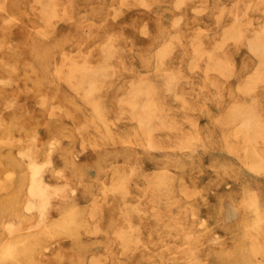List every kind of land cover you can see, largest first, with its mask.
Instances as JSON below:
<instances>
[{
    "label": "rangeland",
    "instance_id": "1",
    "mask_svg": "<svg viewBox=\"0 0 264 264\" xmlns=\"http://www.w3.org/2000/svg\"><path fill=\"white\" fill-rule=\"evenodd\" d=\"M139 1L0 0V264H264V0Z\"/></svg>",
    "mask_w": 264,
    "mask_h": 264
},
{
    "label": "bare ground",
    "instance_id": "2",
    "mask_svg": "<svg viewBox=\"0 0 264 264\" xmlns=\"http://www.w3.org/2000/svg\"><path fill=\"white\" fill-rule=\"evenodd\" d=\"M54 1H55V0H53V4H55ZM140 1H142V0H140ZM140 1H139V2H140ZM178 1H179V0H178ZM183 1H184V0H183ZM34 2H35V1H34ZM151 2H152V1H151ZM174 2H175V0H174ZM3 3H4V2H3ZM142 3L144 4V1H142ZM175 3H176V2H175ZM39 4H41V1H40ZM46 4H47V3H46ZM46 4H45V5H46ZM53 4H52V5H53ZM178 4H181V3H178ZM32 6H33V5H32ZM43 6H44V4H43ZM43 6H42V7H43ZM113 6H114V5H113ZM144 6H146V2H145V5H144ZM249 6H250V5H249ZM28 7H31V6H28ZM33 7H34V6H33ZM44 7H45V6H44ZM53 7H54V6H53ZM146 7H147V6H146ZM47 8H48V7H47ZM114 8H116V7H114ZM178 8H179V6H178ZM194 8H195V7H194ZM247 8H248V6H247ZM36 9H39V8H36ZM40 9H41V8H40ZM40 9H39V12H40ZM42 9H43V8H42ZM42 9H41V10H42ZM49 9H50V8H49ZM51 10H52V9H51ZM65 10H66V9H65ZM3 11H4V10H3ZM43 11H44V10H43ZM43 11H42V12H43ZM54 11H55V9H54ZM54 11H53V12H54ZM114 11H115V10H114ZM119 11H120V10H119ZM119 11H118V12H119ZM45 13H46V12L44 11V14H45ZM114 13H115V12H113V14H114ZM42 14H43V13H42ZM44 14H43V15H44ZM116 14H117V13H116ZM47 15H48V13L45 14L46 17H47ZM117 15H118V14H117ZM241 15H242V14H240V16H241ZM54 16H55V15H54ZM240 16H239V17H240ZM41 17H42V16H41ZM43 17H44V16H43ZM48 17H49V16H48ZM50 17H51V14H50ZM114 17H115V16H114ZM114 17H113V18H114ZM176 17H178V15H177ZM239 17H238V18H239ZM241 17H243V16H241ZM46 19H48V18H46ZM46 19H45V20H46ZM42 20L44 21V19H42ZM49 20H50V19H49ZM49 20H47V21H49ZM172 20H173V19H172ZM175 20H176V19H175ZM178 20H181V19H178ZM43 21H42V22H43ZM47 21H46V22H47ZM43 23H44V22H43ZM178 23H179V22H178ZM49 24H50V23H49ZM52 24H53V23H52ZM45 25H46V24H45ZM145 25H146V24H145ZM145 25H142V26L145 27ZM232 25H233V24H231V26H232ZM50 26H53V25H50ZM146 26H147V25H146ZM231 26H229V28H230ZM237 26H238V25H237ZM42 27H43V26H42ZM225 27H226V26H225ZM239 27H240V26H239ZM223 28H224V26H223ZM231 28H232V27H231ZM224 29H225V28H224ZM238 29H239V28H238ZM261 29H263V30H262V32H263V31H264V28H261ZM143 30H144V29H143ZM236 30H237V29H236ZM259 30H260V29H259ZM226 31H229V29L226 30ZM226 31H224V32H226ZM230 31H231V30H230ZM140 32H141V31H140ZM239 32H240V35H241V34H242V31H241V30L238 31L236 34H238ZM262 32H261V31L258 32V33L256 32V34L258 35L259 33H261V35H262V34H263ZM222 33H223V32H222ZM227 33H228V37H227V39H228V38L231 39V36H232L233 34L231 33L232 35L229 37L230 34H229V32H226V35H227ZM49 34H50V33H49ZM175 34H177V32H176V33H173L174 37H175ZM254 34H255V32H254ZM256 34H255V35H256ZM234 35H235V34H234ZM257 35H256V36H257ZM224 36H225V33H224ZM236 36H237V35H236ZM221 37H223V34L221 35ZM225 37H226V36H225ZM225 37H224V38H225ZM237 37H238V36H237ZM240 37H241V36H240ZM246 37H247V36H246ZM252 37L255 38L254 35H253ZM259 37L262 38V36L259 35V36L256 37V38H257V45H258L259 42L261 43V41H259V40H260ZM170 38H171V37H170ZM172 38H173V37H172ZM176 38H177V37H176ZM235 38H236V37L234 36V40L237 39V38H236V39H235ZM253 38H252V39H253ZM258 38H259V39H258ZM110 39H111V36H110ZM114 39H115V38H114ZM177 39H178V38H177ZM227 39L225 38V40H227ZM230 39H229V40H230ZM239 39H240V38H239ZM250 39H251V38H250ZM225 40H223V42H224ZM232 40H233V39H232ZM237 40H238V39H237ZM255 40H256V39H255ZM261 40H263V39H261ZM216 41H217V40H216ZM218 41H219V40H218ZM247 41H248V43H249L250 40H248V38H247ZM253 41H254V39H253ZM258 41H259V42H258ZM263 41H264V40H263ZM107 42H110V41H107ZM221 42H222V40H221ZM223 42H222V43H223ZM255 42H256V41H255ZM255 42L253 43L252 46H251L252 41H251V43L248 44V45L251 46V48H252L253 46H254L253 48H255V47H257V45H256ZM197 43H199V42H197ZM201 43H202V41H201ZM224 43H225V42H224ZM263 43H264V42H263ZM108 44H110V43H108ZM108 44H106L105 47H106ZM193 44H194V42H193ZM218 44H220V42L217 43V46H218ZM254 44H255V45H254ZM261 44H262V43H261ZM82 45H83V44H82ZM221 45H224V44H221ZM263 45H264V44H263ZM110 46H112V44H110ZM200 46H201V45H200ZM214 46H215V45H214ZM214 46H213V47H214ZM219 46H220V45H219ZM258 46H259V45H258ZM261 46H262V45H261ZM261 46H260V47H261ZM107 47L109 48V46H107ZM112 47H113V46H112ZM194 47H195V46H194ZM110 48H111V47H110ZM215 48H217V47H215ZM219 48H220V47H219ZM249 48H250V47H248V49H249ZM251 48H250V49H251ZM253 48H252V49H253ZM257 48H258V49H257ZM257 48H255V51H256V52H253L254 49H253V50L251 49V50H252V53H255V54H256V53H258L257 50H258V51H259V50H260V51L264 50V48H260V49H259V47H257ZM102 49H103V48H102ZM112 49H113V48H112ZM211 49H212V48H211ZM213 49H214V48H213ZM213 49H212V50H213ZM220 49H221V48H220ZM251 50H250V51H251ZM63 51H64V50H63ZM196 51H197V50H196ZM204 51H205V50H204ZM213 51H215V50H213ZM77 52H78V51H77ZM106 52H107V51H106ZM262 52H263V51H262ZM262 52H259V54L262 53ZM64 53H65V51H64ZM64 53H63V54H64ZM108 53H110V51H109ZM203 53H204V52H203ZM63 54H61V55H63ZM112 54H113V52H111V55H112ZM262 54H264V52H263ZM200 55H201V54H200ZM200 55H199V56H200ZM208 55H209V54H208ZM204 56H205V55H204ZM213 56H214V55H213ZM258 56H260V55L257 54V57H258ZM85 57H86V56H85ZM105 57H107L106 59L109 60V59H108L109 54H108V56H107V55L104 56V58H105ZM192 57H193V55H192ZM209 58H210V57H209ZM215 58H216V57H215ZM217 58L219 59L220 56L217 57ZM261 58H262V55H261ZM83 59H84V57H83ZM195 59H196V58H195ZM211 59H212V56H211ZM196 60H197V59H196ZM216 60H217V59H216ZM216 60L214 59V61H216ZM257 60H258V59H257ZM75 61H76V60H75ZM75 61H74V62H75ZM205 61H206V60H205ZM207 61H209V60L207 59ZM212 61H213V60H212ZM219 61H221V60L219 59ZM222 61H223V62H221V63H225V60H222ZM258 61H259V60H258ZM25 62H27V61H25ZM74 62H73V63H74ZM193 62H194V60H193ZM259 62H261V60H260ZM27 63H28V62H27ZM81 63H82V62H81ZM81 63H78V64H81ZM87 63H88V62H87ZM101 63H103V62H101ZM101 63H100V64H101ZM104 63H106V61H105ZM216 63H217V62H216ZM221 63H220L219 65H221ZM78 64H76L77 67H78ZM227 64H229V62H227ZM257 64H258V63H257ZM83 65H85V64L83 63L82 66H83ZM89 65H90V64H89ZM106 65L111 66L112 64H111V65H110V64H106ZM106 65H105V67H104V65H103L104 69L107 68ZM214 65H215V63H214ZM214 65L210 64V66H214ZM258 65L260 66V64H258ZM262 65H264V62L262 63ZM72 66H73V65H72ZM82 66H81V67H82ZM85 66H86V65H85ZM231 66H232V65H231ZM256 66H257V65H256ZM81 67H80V68H81ZM86 67H87V66H86ZM92 67H93V66H92ZM100 67L102 68V66H100ZM100 67H99V68H100ZM207 67H208V65H207ZM218 67H220V66H218ZM260 67H261V66H260ZM70 68H71V67H70ZM78 68H79V67H78ZM78 68H77V69H78ZM84 68H85V67H84ZM93 68L96 69L97 67H93ZM93 68H90V70L93 69ZM108 68H109V67H108ZM212 68H213V67H212ZM255 68L257 69L258 66L255 67ZM255 68H254V69H255ZM73 69L76 70V68H74V67H73ZM73 69H72V71H73ZM86 69H88V67H87ZM189 69H190V68H189ZM191 69H192V68H191ZM214 69H215V68H214ZM219 69H220V68H219ZM219 69H218L217 71H219ZM224 69H225V65H224ZM228 69H229V66H228V68L225 69V70L227 71ZM254 69H253V73H254ZM256 69H255V71H256ZM260 69H263V70H264V68H260ZM69 70H70V69L68 68V71H69ZM81 70H82V69H81ZM98 70H99V69H98ZM105 70H107V69H105ZM215 70H216V69H215ZM220 70H221V69H220ZM222 70H223V67H222ZM222 70H221V72H222ZM70 71H71V70H70ZM70 71H69V72H70ZM78 71H80V70L78 69ZM85 71H86V70H85ZM85 71H83V72L80 71V72H81V73H85ZM102 71H104V70L102 69ZM102 71L100 72L101 74H102ZM107 71H108V70H107ZM226 71H224V74H228V73H229V72H228L229 70L227 71L228 73H226ZM80 72H79V74H81ZM86 72H88V71H86ZM89 72H90V71H89ZM89 72H88V73H89ZM104 72H105V71H104ZM110 72H111V71H110ZM110 72H109V73H110ZM257 72H258V70L255 72V75H256ZM260 72H261V71H260ZM260 72L258 73L257 76L264 75V73H261V74H260ZM262 72H263V71H262ZM72 73H73V72H72ZM88 73H86V74H88ZM90 73H91V72H90ZM93 73H95V72L93 71ZM97 73H98V72H97ZM111 73H113V71H112ZM250 73H251V72H249V75H250V76L254 75V74L251 75ZM74 74H75V73H74ZM170 74H171V73H170ZM175 74H176V73H175ZM259 74H260V75H259ZM71 75H73V74H71ZM82 75L84 76L85 74H82ZM82 75H81V77H83ZM93 75H94V74H93ZM95 75L97 76V74H95ZM95 75H94V76H95ZM172 75L174 76V74H171V76H172ZM247 75H248V74H247ZM255 75H254V76H255ZM86 76H87V75H85L84 78H85ZM103 76H104V77H103L102 80L105 79V75H103ZM110 76H111V75H110ZM165 76H168V75H165ZM165 76H164V77H161V78L165 79ZM257 76H255L254 78L256 79ZM88 77H91V76L88 75L87 78L84 79V80H87V81H88V79H89ZM106 77H109V75H108V76L106 75ZM71 78H72V77H71ZM167 78H168V77H167ZM167 78L165 79V81L167 80ZM171 78H172V77H171ZM174 78H175V77H174ZM249 78H250V77H249ZM249 78H247V81L250 82L251 80H250ZM98 79H99V78H98ZM106 79H108V78H106ZM248 79H249V80H248ZM257 79H258V78H257ZM262 79H264V78L262 77ZM82 80H83V79H82ZM84 80H83V81H84ZM89 80L91 81V83H92V81H96V80L93 79V77H92L91 79H89ZM100 80H101V79H100ZM102 80H101V81H102ZM169 80H171V79L169 78ZM169 80H168V81H169ZM172 80H173V78H172ZM83 81H81L80 76H79V80H78L77 82L80 83V82H83ZM90 81H89V82H90ZM132 81H133V80H132ZM147 81H148V80H146L145 82H147ZM258 81H259V79H258ZM258 81H257V82H258ZM85 82H86V81H85ZM170 82H172V81H170ZM211 82H212V81H211ZM216 82H217V81H216ZM244 82H246V81H243V85H244ZM251 82H252V81H251ZM251 82H250V86L253 85ZM255 82H256V80H255ZM72 83H73V82H72ZM93 83L96 84V83H98V82H93ZM93 83H92V84H93ZM99 83H100V81H99ZM101 83H103V81H102ZM134 83H136V82H134ZM142 83H143V86H142L141 84H140V85H141V86L143 87V89H144V85H145V84H144V81H143ZM148 83H150V81H149ZM166 83H168V82H166ZM173 83H174V80H173ZM253 83H254V82H253ZM3 84H4V83H3ZM11 84H12V83H11ZM80 84H84V83H80ZM86 84H87V82L85 83V85H86ZM92 84H90L89 86H91ZM94 84H93V85H94ZM187 84H188V83H187ZM245 84H248V83H245ZM254 84H255V83H254ZM74 85H75V84H74ZM77 85L79 86V84H77ZM93 85H92V88H90L89 86H85V87H89V89H91V90L94 89V90L96 91L97 88H96V89L93 88V87H94ZM99 85H100V84H99ZM130 85H133V86H134L133 83H130ZM140 85H138V84L136 85V84H135V86H137L135 90H138V89H139L138 87H140V89H141V86H140ZM146 85H147V84H146ZM146 85H145V87H146ZM167 85H169V84H167ZM171 85H172V84H171ZM212 85H213V84H212ZM9 86H10V85H9ZM80 86H81V85H80ZM95 86H97V85H95ZM100 86H101V85H100ZM135 86H134V87H135ZM149 86H150V85H149ZM172 86H173V85H172ZM245 86H248V85H245ZM245 86H243V92H245L246 90L249 91V90H250V89H249L250 86H248V88L246 87V89L244 88ZM131 87H132V86H131ZM131 87H130V88H131ZM134 87H132V88L134 89ZM147 87H148V85H147ZM168 87H170V86H168ZM238 87H239V86H238ZM76 88H78V87H76ZM79 88H80V87H79ZM98 88H99V87H98ZM148 88H149V87H148ZM148 88H147V89H148ZM171 88H172V87H171ZM236 88H237V87H236ZM239 88H240V87H239ZM241 88H242V87H241ZM250 88H255V87L253 86V87H250ZM84 89H85V88H84ZM100 89H101V88H100ZM128 89H129V88H128ZM172 89H173V88H172ZM85 90H87V89H85ZM94 90H93V92H94ZM135 90H132V91L134 92V95H136V92H138L139 94H138V93H137V94H138L139 96L142 95V91H145V90H142V91L140 90L141 92H139V90H138V91L135 92ZM150 90H151V88H150ZM150 90H148V92H149ZM169 90H170V89H169ZM88 91H90V90H88ZM97 91H99V89H98ZM128 91H129V90H128ZM86 92H87V91H86ZM86 92H85V94H91V93H90L91 91H90L89 93H86ZM151 92H152V91H151ZM151 92H150V93H151ZM94 93H95V92H94ZM96 93H97V92H96ZM140 93H141V95H140ZM143 93H145V92H143ZM78 94H79V93H78ZM124 94H125V93H124ZM124 94H123V95H124ZM126 94H127V93H126ZM132 94H133V93H131V94H129V95H131V98H134V97H132V96H133ZM249 94H250V93H247V95H249ZM83 95H84V94H83ZM127 95H128V94H127ZM138 95H137L136 98H139ZM144 95H145V94H144ZM148 95H149V94H147V97H145V98L148 99ZM153 95H154V94H153ZM120 96H121V95H120ZM150 96H151V94H150ZM89 97H90V96H89ZM93 97H94V95H92V97H90V98L87 97V99H91V98L93 99ZM128 97H129V96H128ZM141 97H142V96H141ZM175 97H176V96H175ZM177 97H178V96H177ZM136 98H134V99H136ZM145 98L143 99L144 101H145ZM42 99H43V98H42ZM121 99H122V98H121ZM121 99H120V101H121ZM127 99H128V98H127ZM134 99H133V100H134ZM150 99H153V98H150ZM150 99H149V100H150ZM217 99H218V98H217ZM5 100H6V99H5ZM12 100H14V99H12ZM44 100H45V99H44ZM131 100H132V99H131ZM133 100H132V101H133ZM154 100H155V99H154ZM122 101L124 102V99H122ZM122 101H121V103H122ZM140 101L142 102L141 99H140ZM155 101H156V100H155ZM10 102H11V101H10ZM137 102H138V99H137ZM137 102H136V100H135V102H133V103H135V104H132V103H131L132 105L129 104L130 107H131V106L133 107V105H134V107H137V105L139 104V103L137 104ZM146 102H148V103H146ZM119 103H120V102H118V104H119ZM145 103L148 104V105L150 104L149 101H145L144 104H145ZM151 103H152V102H151ZM155 103H156V102H155ZM233 103H234V102H233ZM123 104H124V103H123ZM136 104H137V105H136ZM55 105H56V104H55ZM125 105H126V104H125ZM135 105H136V106H135ZM150 105H151V104H150ZM152 105H153V104H152ZM152 105L150 106V108H151V107L153 108L154 105H153V106H152ZM236 105H237V104H236ZM238 105H239V104H238ZM246 105L249 106L250 103H249V105H248V104H246ZM145 106H147V105H145ZM145 106L142 104V107L140 108V111H141V109H142V112H143V109H145V108H143V107H145ZM234 106H235V105H234ZM57 107H58V106H57ZM100 107H101V106H100ZM155 107L157 108L158 106L155 105ZM155 107H154L153 109H156ZM120 108H121V107H120ZM148 108H149V106H147V109H148ZM228 108H229V107H228ZM228 108H227V109H228ZM235 108H237V109H236L237 112L239 111V109H241V108L238 109V106H236ZM243 108H244V107H243ZM243 108L241 109V113L243 112ZM97 109H98V108H97ZM133 109H134V108H133ZM157 109L160 110V108H157ZM230 109H231V108H230ZM244 109H245V108H244ZM247 109H249V108H247ZM247 109H246V110H247ZM95 110H96V109H95ZM130 110H132V109H129V113H130V112L132 113L133 111H130ZM136 110H137V109L135 108L134 111H136ZM138 110H139V109H138ZM138 110H137V111H138ZM232 110H233V109H232ZM232 110H231V111H232ZM236 110L232 111V112H233L232 114H235L234 112H236ZM246 110H245V112H246L245 114H249V115H250V110H249L248 112H247ZM61 111H62V110H61ZM117 111H118V110H117ZM119 111H120V110H119ZM123 111H124V108H123ZM123 111H121V113H123ZM144 111H145V110H144ZM150 111H152V110L150 109ZM150 111L147 110L146 113H147V112H150ZM237 112H236V114H237ZM251 112H253L252 114L255 113L254 110L252 111V109H251ZM136 113H137V112L132 113V114H133V115H134V114L136 115ZM143 113H144V112H143ZM151 113H152V112H150V114H151ZM230 113H231V112H230ZM243 113H244V112H243ZM243 113H242V114H243ZM138 114L141 115V113H139V112H138ZM144 114H145V113H144ZM150 114H146V116L148 115V117H149V116H152V115H153V114H151V115H150ZM236 114H235V115H236ZM252 114H251L250 117H253ZM255 114H256V113H255ZM255 114H254V116H255ZM119 115H121L120 112H119ZM140 115H136L137 118H138V116L140 117ZM142 115H143V114H142ZM237 115H238V114H237ZM239 115L241 116V114H239ZM243 115H244V114H243ZM146 116H144V117H146ZM154 116H155V114H154ZM154 116H153V117H154ZM157 116H158V115H156V116L153 118V120H155V118H156ZM232 116H233V118H235L234 115H232ZM232 116H231V117H232ZM244 116H245V115H244ZM247 116H248V115H247ZM247 116H245V117L247 118ZM132 117H133V116H132ZM148 117H147L146 119H148ZM158 117H159V116H158ZM172 117H173V116H172ZM238 117H239V116H238ZM241 117H243V116H241ZM241 117H240V118H241ZM159 118H160V117H159ZM216 118H217V117H216ZM246 118H243L242 121H244ZM248 118H249V117H248ZM248 118H247V119H248ZM150 119H152V117H150V118L147 120V122H149V121L151 122ZM218 119H220V118H218ZM237 119H238V118H237ZM257 119H258V118H257ZM138 120H140V119L138 118ZM138 120H137V121H138ZM142 120H143V117H142ZM156 120H157V119H156ZM166 120H167V119H166ZM222 120H223V119H222ZM229 120H230V119H229ZM234 120H236V118H235ZM252 120H253V119H252ZM159 121H160V122H162V121L164 122L165 119L163 120V118H162V120H159ZM257 121H258V120H257ZM167 122H168V121H167ZM167 122H166V123H167ZM143 123L145 124L144 121H143ZM164 123H165V122H164ZM164 123H163V124H164ZM240 123H241V122H240ZM250 123H251V122H250ZM256 123H257V122H256ZM140 124H141V123H140ZM144 124H141V127H142V125H144ZM149 124H151V123H148V125H149ZM146 125H147V124H146ZM146 125H144L143 127H145ZM148 125H147V126H148ZM153 125H154V124H153ZM161 125H162V123H161ZM164 125H165V124H164ZM167 125H168V124H167ZM253 125H254V124H253ZM253 125H251V126H253ZM147 126H146V128H147ZM141 127H140V128H141ZM81 128H82V127H81ZM151 128H152V127H151ZM142 129H143V128H142ZM144 129H145V128H144ZM153 129H154V128H153ZM234 129H235V128H234ZM241 129H242V128H241ZM252 129H254V127H253ZM35 130H36V129H35ZM148 130H149V129H148ZM256 130H257V129H256ZM145 131H146V130H145ZM250 131H251V133H252V130H250ZM34 132H35V131H34ZM34 132H33V133H34ZM253 132H254V131H253ZM255 132H258V131H255ZM253 134H255V133H253ZM257 135H258V134H257ZM255 136H256V135H255ZM54 137H55V136H54ZM258 137H260V136H258ZM12 138H14V137H12ZM250 138H251V137H250ZM252 138H253V137H252ZM3 139H4V138H3ZM15 139H17V138H15ZM18 139H19V138H18ZM54 139H55V138H54ZM57 139H58V138H57ZM57 139H56L55 141H58ZM189 139H190V138H189ZM9 140H10V138L8 139V141H9ZM13 140H14V139H13ZM29 140H30V139H29ZM149 140H150V139H149ZM6 141H7V140H6ZM14 141H15V140H14ZM52 141H53V140H52ZM181 141H182V140H181ZM185 141H187V140H185ZM29 143L31 144V142H29ZM50 143H51V141H50ZM53 143H54V142H53ZM56 143H57V142H56ZM149 143H150V142H149ZM0 145H1V144H0ZM53 145H55V144H53ZM150 145H151V144H150ZM247 145H248V143H247ZM249 145H250V144H249ZM249 145H248V146H249ZM29 146H30V145H29ZM175 146H177V145H175ZM50 147H51V146H49V148H50ZM54 147H55V146H54ZM26 148H27V146H26ZM26 148H25V150H26ZM29 148H30V147H29ZM51 148H53V147H51ZM249 148H250V147H249ZM21 152H22V151H21ZM23 154H24V152H23ZM48 154H49V153H48ZM27 156H28V155H27ZM21 157H22V155H21ZM24 157H25V156H24ZM29 157H30V156H29ZM22 159H23V157H22ZM32 160H33V159H31V161H32ZM26 162H27V161H26ZM26 162H25V163H26ZM30 163H31V162H30ZM38 163H39V162L33 163V164H34V165L32 164L33 167L36 168L35 165H38ZM45 165H46V164H45ZM39 166L44 167L42 164L39 165ZM39 166H38V168H39ZM131 166H132V165H131ZM129 167H130V166H129ZM31 168H32V166H31ZM34 168L31 169L33 173H32V174H29V175H33L32 177L34 178V177H35V176H34V175H35L34 173L38 174V173L41 171L42 173H39V174H41V177H42V174H43L44 172H43L42 170H40L41 167L39 168V171H38V170H35ZM38 168H36V169H38ZM135 168H136V166H135ZM33 169H34V170H33ZM136 170H137V169H136ZM9 171H10V170H9ZM9 171H8V172H9ZM34 171H35V172H34ZM36 171H38V172H36ZM8 172H7V173H8ZM124 172H125V171H124ZM10 173H11V171L9 172V174H10ZM29 173H30V172H29ZM139 174H140V173H139ZM165 175H166V174H165ZM167 176H168V174H167ZM1 177H2V176H1ZM32 177H31V178H32ZM41 177H39V178L43 181L44 179H42L43 177H42V178H41ZM120 177H122V176H120ZM156 177H158V176H156ZM31 178H30V181L33 182L34 179L32 178V179H33V180H32ZM40 179H39V180H40ZM6 180H7V179H6ZM42 181H40V182H42ZM179 181H180V179H179ZM31 182H30V184H31ZM34 182H35V184H33V185L31 184V187H30V185H29V188H28V190H29L28 193H29L31 196H32V195H35L34 193L36 192V191L33 192V194L30 193V192H32V191H30L31 189L34 190V189H33V188L35 187L34 185H36V186H38V187L43 186V185L45 186V183H43V182H46V181H43V182H42L43 185L41 184V185L39 186V185H38V183H39V182H38V177H36V181L34 180ZM34 182H33V183H34ZM126 183H127V182H126ZM4 184H5V182H4ZM47 184H49V182H48ZM229 184H230V183H229ZM1 185H2V184H1ZM49 185H50V184H49ZM51 185L53 186L52 188L55 189L54 185H53V184H51ZM51 185H50V186H51ZM32 186H33V187H32ZM44 186H43V187H44ZM50 186H49V187H50ZM55 186L57 187L56 190L59 191V190H58V186H57V184H56ZM38 187H35L36 190H42V191H38V192H36V194H39L40 192H41V194L44 193V192L46 191V188H47V187H44V188H45V189H44V188H42V187H40V188H38ZM49 187H48V188H49ZM30 188H31V189H30ZM41 188H42V189H41ZM48 188H47V189H48ZM50 188H51V187H50ZM52 188H51V189H52ZM53 189H52V190H53ZM184 189H185V188H184ZM184 189H183V190H184ZM112 190H113V189H112ZM181 191H182V187H181ZM120 192H121V191H120ZM53 193H54V192H53ZM53 193H52V194H53ZM122 193H123V192H122ZM44 194L46 195V194H48V193L45 192ZM44 194H43V195H44ZM50 194H51V193H50ZM52 194H51V195H52ZM54 194H55V193H54ZM74 194H77V193H74ZM39 195H40V194H39ZM46 196H47V195H46ZM46 196H45V197H46ZM48 196H49V195H48ZM48 196H47V197H48ZM41 197H43V196H41ZM50 197H51V196H50ZM121 197H122V196H121ZM122 198H124V197H122ZM31 199H32V197H31ZM31 199H27V202H26V204H25L26 207H30L29 205L27 206V204H28L29 201H30L29 204H32V201H33V200H31ZM34 199H35V202H36V197H35ZM38 199H39V197H38ZM51 199H52V197H51ZM198 199H199V198H198ZM45 200L48 201V198H47V199H44V201H45ZM40 201H41V205H42V204H43V203H42V200L40 199ZM49 201H50V199H49ZM45 203H47V202L45 201ZM48 203H49V205H50V202H48ZM127 203H128V202H127ZM33 204H35V203H33ZM33 204H32V207H33ZM190 204H191V203H190ZM194 205H195V204H194ZM43 206H44V204H43ZM47 206H48V204L45 205V207H47ZM133 206H134V205H133ZM189 206H190V205H189ZM189 206H188V207H189ZM35 207H36V206H34V208H35ZM39 207H40V205H39ZM39 207H38V208H39ZM49 207H50V206H49ZM47 208H48V207H47ZM47 208H46V209H47ZM95 208H96V207H95ZM25 209H26V208H25ZM30 209H32V208L30 207ZM40 209L43 210L44 208L41 207ZM40 209H39V210H36V211H39V212H40L41 217L44 216V217H42V219H43V218H45V215H43V214H46V212H47L48 209L46 210V212L44 211L45 209L43 210L44 212H42ZM188 209H189V208H188ZM91 212H92V211H91ZM123 212H124V211H123ZM127 212H128V211H127ZM138 212H139V211H138ZM191 214H192V213H191ZM125 215H126V214H125ZM195 215L197 216L196 213H195ZM93 216H94V213H93ZM159 217H160V216H159ZM252 217H253V216H252ZM199 218H200V217H199ZM38 219H39V218H38ZM38 219H36V220H38ZM36 220H35V221H36ZM203 220H204V219H203ZM40 221H41V219H40ZM38 222H39V221H36V223H38ZM200 222H201V221H200ZM200 222H199V223H200ZM39 223H40V222H39ZM174 223H175V222H174ZM4 224H5V223H4ZM6 224H8V221H7ZM10 224H11V223H10ZM12 224H13V223H12ZM41 224H42V221H41ZM38 225H39V224H38ZM38 225H35L34 227H36V226H38ZM95 225H97V224H95ZM30 226H31V225H30ZM138 226H139V225H138ZM8 227H9V226H8ZM11 227H12V226H11ZM13 227H14V226H13ZM28 227H29V226H28ZM28 227H26V229H27ZM32 227H33V226H32ZM38 227H39V226H38ZM127 228H128V227H127ZM94 229H95V228H94ZM135 229H136V228H135ZM13 230H14V229H13ZM13 230H12V231H13ZM19 230H20V229H19ZM19 230H18V231H19ZM21 230H23V229H21ZM119 230H120V229H119ZM95 231H96V230H95ZM95 231H94V233H95ZM132 231H134V229H132ZM118 232H119L120 234H122V233H121L122 231H117V233H118ZM134 232H135V231H134ZM9 233H10V232H9ZM9 233H8V234H9ZM31 234H32V233H31ZM115 234H116V233H115ZM128 234H129V233H127V232H126V234H125V232L123 233V235H127V236L129 237ZM134 234H135V233H134ZM39 235H40V234H39ZM49 235H50V234H49ZM117 235L119 236V234H117ZM121 236H122V235H121ZM41 237H42V236H41ZM128 237H126V238H128ZM130 237H132V236H130ZM130 237H129V239H131ZM120 238L124 239V236H123V237H120ZM137 238H138V237H137ZM48 239H49V238H48ZM135 239H136V238H135ZM209 240H210V239H209ZM5 241H6V240H5ZM127 241H128V239H127ZM131 241H132V240H130V242H131ZM133 241H134V240H133ZM162 241H163V240H162ZM1 242H2V241H1ZM57 242H58V241H57ZM132 243H133V242H132ZM135 243H136V242H135ZM129 244H130V243H129ZM7 245H8V244H7ZM126 245H127V242H126ZM167 245H168V244H167ZM122 246H123V245H122ZM132 246H133V245H132ZM3 247H4V246H3ZM124 247H125V246H124ZM124 247H123V248H124ZM163 247H164V246H163ZM125 248L127 249V246H126ZM160 248H161V246H160ZM191 248H192V247H191ZM44 249H45V248H44ZM6 250H7V249H6ZM120 250H121V249H120ZM121 252H122V251H121ZM5 254H6V253H5ZM7 254H8V253H7ZM10 255H11V254H10ZM119 255H120V253H119ZM158 255H159V253H158ZM190 255H191V253H190ZM192 256H193V255H192ZM7 257H8V256H7ZM126 257H127V256H126ZM5 258H6V257H5ZM7 259H8V258H7ZM156 260H157V259H156ZM156 263H157V262H156ZM194 263H195V260H194Z\"/></svg>",
    "mask_w": 264,
    "mask_h": 264
},
{
    "label": "clouds",
    "instance_id": "3",
    "mask_svg": "<svg viewBox=\"0 0 264 264\" xmlns=\"http://www.w3.org/2000/svg\"><path fill=\"white\" fill-rule=\"evenodd\" d=\"M257 128L261 134H264V117H261L257 122Z\"/></svg>",
    "mask_w": 264,
    "mask_h": 264
}]
</instances>
